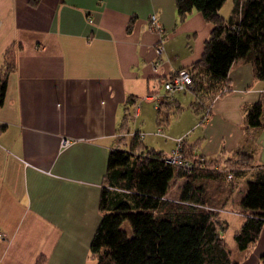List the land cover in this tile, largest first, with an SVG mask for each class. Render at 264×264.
<instances>
[{"label":"crops","instance_id":"1","mask_svg":"<svg viewBox=\"0 0 264 264\" xmlns=\"http://www.w3.org/2000/svg\"><path fill=\"white\" fill-rule=\"evenodd\" d=\"M32 1L0 0V71L6 49L16 45L0 105V264H95L89 245L102 214L101 188L121 191L105 173L131 154L117 146L120 135L137 131L163 155L184 135L197 156L249 151L264 164V107L260 126L245 125L247 109L264 98V80L253 77L250 62L232 64L231 90L215 98L202 122L189 107L190 91L170 94L163 86L201 56L212 24L200 12L179 20L175 0ZM227 1L219 9L225 17L233 6L230 0L224 14ZM151 14L161 31L150 26ZM163 96L174 104L162 111H179L174 147L146 144L129 121L127 133L119 132L127 111L135 118L157 111ZM254 171L245 170L231 196L221 194L225 200L212 194L225 225L223 213L239 216L238 228L243 222L239 203ZM184 181L173 177L165 197L178 196ZM262 253L264 228L245 250L236 246L231 259L262 264Z\"/></svg>","mask_w":264,"mask_h":264},{"label":"trees","instance_id":"2","mask_svg":"<svg viewBox=\"0 0 264 264\" xmlns=\"http://www.w3.org/2000/svg\"><path fill=\"white\" fill-rule=\"evenodd\" d=\"M232 1L231 13L225 17L219 11L225 0H175L179 20L196 10L212 24L200 58L187 69L191 83L185 89L193 94L189 107L201 115L199 122L211 113L215 98L231 90L228 74L233 63L250 62L253 77L264 80V0ZM15 47L10 45L4 54L0 105L8 75L15 68ZM173 104L170 96L159 99L158 126L168 122L169 113L163 107L170 109ZM262 107L264 98L247 109V127L261 125ZM129 117L127 111L120 133H127ZM116 140L117 146L128 147L131 154L125 163L105 173V182L121 191L112 194L107 187L101 188L102 214L89 245L95 264H236L220 233L225 223L212 205V194H219L220 201L230 197L240 176L250 168L255 171L246 180L239 203L243 222L232 237L239 250L258 239L264 228V164H256L251 152L206 159L183 143L181 151L192 162L187 169L166 163L163 153L145 146L137 131ZM173 177L185 181L177 198H166ZM225 192L227 197L221 195ZM124 221L131 226V236L121 226ZM260 260L264 264V253Z\"/></svg>","mask_w":264,"mask_h":264},{"label":"rangeland","instance_id":"3","mask_svg":"<svg viewBox=\"0 0 264 264\" xmlns=\"http://www.w3.org/2000/svg\"><path fill=\"white\" fill-rule=\"evenodd\" d=\"M231 1L228 0L223 8L222 12L226 14L229 10ZM182 93V92H180ZM181 95V94H179ZM179 99V98H178ZM180 102L182 99H179ZM142 101V100H140ZM183 102V101H182ZM154 103V102H153ZM152 103V104H153ZM182 104L185 105L183 102ZM179 111H168V122L165 124H161L160 126L157 125L155 122L157 111H143L138 118L131 117L129 118V126L131 128V131H135L136 129L140 130L141 133L144 136V142H148L146 144L148 145H154V146H162L164 149H170L172 146L174 147V140L171 139L173 136L176 137L177 133L179 131V122L177 120V113ZM158 127L162 128V131L158 130ZM184 136V135H183ZM182 136V137H183ZM143 140V138H142ZM151 148V147H150ZM158 148V147H155ZM175 148V147H174ZM171 197L177 198L175 193H170ZM217 211V210H216ZM218 212V211H217ZM222 216L224 218H228V224L225 225L222 229H220V233L222 234L224 238V242L227 245V247L234 251L236 249V244L233 240L232 234L236 230L237 227V221H240V217L236 214H230V213H223ZM127 232L129 236L132 235V229L128 221H124L121 225Z\"/></svg>","mask_w":264,"mask_h":264},{"label":"built area","instance_id":"4","mask_svg":"<svg viewBox=\"0 0 264 264\" xmlns=\"http://www.w3.org/2000/svg\"><path fill=\"white\" fill-rule=\"evenodd\" d=\"M149 20H150V26L153 29L157 31H161L163 29L161 23L159 22L155 14H151ZM190 83H191V76L188 70L180 69L175 73H173L169 78H167L164 81L163 86L170 94H173L176 91L184 90L186 86ZM66 143L67 140L63 139L62 144L65 145ZM182 144H183V137H178L176 139L175 148L170 153L165 154L163 156V159L166 163L188 169L192 167V162L183 155L181 151ZM3 236L4 234L0 232V237Z\"/></svg>","mask_w":264,"mask_h":264}]
</instances>
